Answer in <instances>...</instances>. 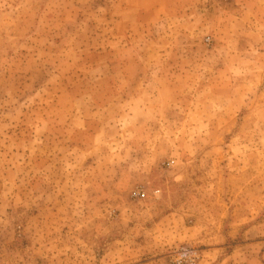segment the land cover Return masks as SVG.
Returning <instances> with one entry per match:
<instances>
[{
  "label": "rangeland",
  "instance_id": "obj_1",
  "mask_svg": "<svg viewBox=\"0 0 264 264\" xmlns=\"http://www.w3.org/2000/svg\"><path fill=\"white\" fill-rule=\"evenodd\" d=\"M154 5L0 0V264H264V0Z\"/></svg>",
  "mask_w": 264,
  "mask_h": 264
},
{
  "label": "crops",
  "instance_id": "obj_2",
  "mask_svg": "<svg viewBox=\"0 0 264 264\" xmlns=\"http://www.w3.org/2000/svg\"><path fill=\"white\" fill-rule=\"evenodd\" d=\"M171 2H176V1H188V0H170ZM156 0H136L139 15L142 18H147V17H154L157 16V11H156V6L154 3Z\"/></svg>",
  "mask_w": 264,
  "mask_h": 264
},
{
  "label": "built area",
  "instance_id": "obj_3",
  "mask_svg": "<svg viewBox=\"0 0 264 264\" xmlns=\"http://www.w3.org/2000/svg\"><path fill=\"white\" fill-rule=\"evenodd\" d=\"M146 193L144 190H135L134 191V196L140 197V196H144ZM186 256L185 254L182 255V257H179L177 259V264H197L194 258H185L183 259V257Z\"/></svg>",
  "mask_w": 264,
  "mask_h": 264
}]
</instances>
